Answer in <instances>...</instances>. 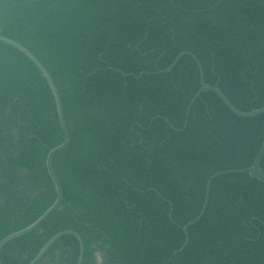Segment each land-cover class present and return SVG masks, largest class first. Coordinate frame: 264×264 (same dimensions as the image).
<instances>
[{"label": "trees", "instance_id": "obj_1", "mask_svg": "<svg viewBox=\"0 0 264 264\" xmlns=\"http://www.w3.org/2000/svg\"><path fill=\"white\" fill-rule=\"evenodd\" d=\"M0 36L46 69L70 138L53 159L59 208L1 264H30L63 232L82 240V264H264V185L248 175L214 181L179 252L207 180L252 166L264 115L238 119L202 94L184 129L199 70L184 57L157 74L188 52L235 109H264V0H0ZM62 142L40 72L0 43V243L53 205L45 161ZM79 252L62 236L37 264H77Z\"/></svg>", "mask_w": 264, "mask_h": 264}, {"label": "water", "instance_id": "obj_2", "mask_svg": "<svg viewBox=\"0 0 264 264\" xmlns=\"http://www.w3.org/2000/svg\"><path fill=\"white\" fill-rule=\"evenodd\" d=\"M0 43L10 46L14 49H16L17 51H19L20 53H22L26 58H28L33 65L38 69V71L41 74V77L45 80L46 84L48 85L50 92L53 96V100L55 103V108H56V113H57V117H58V123H59V127L61 129L62 135H63V142L62 144L51 150L47 157H46V161H45V166H46V170H47V174L53 184L55 193H56V199L53 203V205L36 221L34 222L32 225H30L29 227H27L26 229L18 232V233H14L12 235H10L9 237H7L6 239H4L1 243H0V252L2 250V248L9 242L21 238L23 236H26L28 234H30L31 232L37 230L40 225L42 223H44L47 218L55 211L59 208L61 201H62V189L61 186L57 180V177L55 176V173L53 171V159L54 157L61 153L62 151H64L68 145H69V132L67 129V125L64 119V114H63V108H62V103H61V98L60 95L58 93V90L55 86V84L53 83L50 75L48 74V72L46 71V69L43 67V65L37 60V58L30 53L27 49H25L22 45L9 40L7 38H4L2 36H0ZM184 57H190L194 63L196 64L198 70H199V75H200V89L197 92V94L194 96V98L192 99V101L190 102L187 111H186V116H185V123H184V129L187 126L188 123V119H189V115H190V111L194 105V103L196 102V100H198L200 98V96L202 94H213L215 95L220 102L223 104V106L236 118L238 119H243V120H253L256 119L262 115H264V109H260V110H255V111H251L249 113H243L238 111L237 109H235L231 103L227 100V98L223 95V93L217 88V87H211L209 85H207L204 81V72L202 69L201 64L199 63L198 59L191 53L185 52L180 54L172 63V65L167 68L164 71H158L157 74L161 75V74H168L170 73L178 64V62L184 58ZM145 74H141L138 78H136L137 80L141 79ZM132 77V76H131ZM135 78V77H134ZM264 157V141L253 161V164L250 168L245 169V170H238V171H225V172H220V173H216L213 176H211L208 180H207V184H206V191H205V199H204V203L201 209L200 214L198 215V217L188 223L185 227L183 228H179L180 231L186 236L185 242L183 244V247L179 250V252H182L183 249L186 247L187 243H188V230L195 226L196 224L200 223L201 220L204 218L207 208H208V204H209V199H210V190L212 187V184L214 183V181H216L218 178L221 177H225V176H235V175H248L250 179L255 180L257 182H259L260 184L264 185V173L262 172L261 169V161ZM171 219V215L169 216ZM66 235H70L73 236L74 238H76V240L79 243V259H78V263L77 264H82L83 262V255H84V246L82 243V240L80 239V237L75 234L74 232H63L60 233L56 236H54L44 247L43 249L39 252V254L37 255V257L30 263V264H37L41 261L42 257L44 256V254L46 253V251L53 245V243L58 240L60 237L62 236H66ZM1 264V262H0Z\"/></svg>", "mask_w": 264, "mask_h": 264}, {"label": "rangeland", "instance_id": "obj_3", "mask_svg": "<svg viewBox=\"0 0 264 264\" xmlns=\"http://www.w3.org/2000/svg\"><path fill=\"white\" fill-rule=\"evenodd\" d=\"M106 260V257H104L103 255H97L96 257L97 264H106Z\"/></svg>", "mask_w": 264, "mask_h": 264}]
</instances>
